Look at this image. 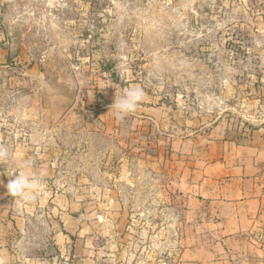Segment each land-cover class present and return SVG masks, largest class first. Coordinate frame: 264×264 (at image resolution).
I'll return each instance as SVG.
<instances>
[{"label":"rangeland","instance_id":"374dc122","mask_svg":"<svg viewBox=\"0 0 264 264\" xmlns=\"http://www.w3.org/2000/svg\"><path fill=\"white\" fill-rule=\"evenodd\" d=\"M262 123L264 0H0L1 198L79 235L97 264H176L175 143L218 126L243 141ZM18 171L39 178L34 199L8 189Z\"/></svg>","mask_w":264,"mask_h":264},{"label":"crops","instance_id":"0c3cea01","mask_svg":"<svg viewBox=\"0 0 264 264\" xmlns=\"http://www.w3.org/2000/svg\"><path fill=\"white\" fill-rule=\"evenodd\" d=\"M175 146L177 157L188 159L176 264H264V123L243 141L218 126ZM4 185L0 172V264H97L79 235L75 243L64 233L50 234L48 216L12 211L1 198Z\"/></svg>","mask_w":264,"mask_h":264},{"label":"clouds","instance_id":"9594fccd","mask_svg":"<svg viewBox=\"0 0 264 264\" xmlns=\"http://www.w3.org/2000/svg\"><path fill=\"white\" fill-rule=\"evenodd\" d=\"M143 95V89L136 86L129 88L118 99H115L112 106L115 109L117 116H122L135 111L138 103L143 98ZM7 158V149L0 147V161ZM24 166L26 165H23L22 167ZM39 183L40 180L34 173L29 174L23 171H18V175L8 183L7 187L15 196H19L22 199H34V196H32L31 193L37 188Z\"/></svg>","mask_w":264,"mask_h":264}]
</instances>
